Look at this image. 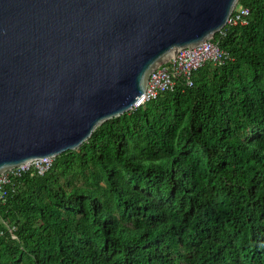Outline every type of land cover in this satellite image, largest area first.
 <instances>
[{
  "label": "trees",
  "instance_id": "obj_1",
  "mask_svg": "<svg viewBox=\"0 0 264 264\" xmlns=\"http://www.w3.org/2000/svg\"><path fill=\"white\" fill-rule=\"evenodd\" d=\"M237 4L229 57L14 177L0 264H264V0Z\"/></svg>",
  "mask_w": 264,
  "mask_h": 264
},
{
  "label": "water",
  "instance_id": "obj_2",
  "mask_svg": "<svg viewBox=\"0 0 264 264\" xmlns=\"http://www.w3.org/2000/svg\"><path fill=\"white\" fill-rule=\"evenodd\" d=\"M239 0H0V173L78 148Z\"/></svg>",
  "mask_w": 264,
  "mask_h": 264
},
{
  "label": "built area",
  "instance_id": "obj_3",
  "mask_svg": "<svg viewBox=\"0 0 264 264\" xmlns=\"http://www.w3.org/2000/svg\"><path fill=\"white\" fill-rule=\"evenodd\" d=\"M248 8L241 4H237L231 13L226 25H235L237 23H245ZM225 25V26H226ZM224 28L219 32L224 33ZM228 52L222 49L218 41L214 38H208L203 42L192 47H184L176 52L167 62L154 69L147 82V87L141 93L133 105V108L144 105L146 101L155 98L160 92L172 89L175 85L177 77H182L187 85L193 83L192 73L199 66L207 61L219 63L224 58L229 57ZM132 108V109H133ZM52 157L35 158L23 165L16 166L3 173H0V202H4L9 194L15 191L16 182L14 177H18L24 171H30L31 175L38 173L43 174L52 164ZM0 222L5 228L0 227V234L10 233L11 237L18 238L14 233L17 229L15 223L4 220L0 217Z\"/></svg>",
  "mask_w": 264,
  "mask_h": 264
},
{
  "label": "clouds",
  "instance_id": "obj_4",
  "mask_svg": "<svg viewBox=\"0 0 264 264\" xmlns=\"http://www.w3.org/2000/svg\"><path fill=\"white\" fill-rule=\"evenodd\" d=\"M219 32V31H218Z\"/></svg>",
  "mask_w": 264,
  "mask_h": 264
}]
</instances>
